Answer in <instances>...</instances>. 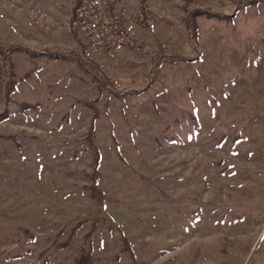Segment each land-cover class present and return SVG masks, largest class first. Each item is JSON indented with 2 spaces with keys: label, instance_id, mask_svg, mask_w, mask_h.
Wrapping results in <instances>:
<instances>
[{
  "label": "rangeland",
  "instance_id": "obj_1",
  "mask_svg": "<svg viewBox=\"0 0 264 264\" xmlns=\"http://www.w3.org/2000/svg\"><path fill=\"white\" fill-rule=\"evenodd\" d=\"M238 1L148 0L109 55L79 0H0V264H264V0Z\"/></svg>",
  "mask_w": 264,
  "mask_h": 264
},
{
  "label": "built area",
  "instance_id": "obj_2",
  "mask_svg": "<svg viewBox=\"0 0 264 264\" xmlns=\"http://www.w3.org/2000/svg\"><path fill=\"white\" fill-rule=\"evenodd\" d=\"M148 8V0H139V10L132 21L127 9L118 6L117 0H81L73 24L90 49L113 55L124 47L140 48L133 27L137 23H151Z\"/></svg>",
  "mask_w": 264,
  "mask_h": 264
},
{
  "label": "trees",
  "instance_id": "obj_3",
  "mask_svg": "<svg viewBox=\"0 0 264 264\" xmlns=\"http://www.w3.org/2000/svg\"><path fill=\"white\" fill-rule=\"evenodd\" d=\"M259 0H239L238 1V9L240 8H244V7H247L248 5H251V4H254V3H257ZM79 2H81V0H79ZM80 4V3H79ZM77 9V7H76ZM207 11V9H204V8H200V7H196V8H192L190 9V14H189V25H190V29L192 30V34H193V38L195 39V30H194V22H195V19L197 17L198 14H201L203 12ZM208 11L210 13H217V12H214L212 11L211 9ZM75 13H76V10H75ZM75 13L72 17V22L74 21V17H75ZM23 47L20 46V45H12V50L13 49H22ZM7 49V47L3 44V42L0 40V50H2V52H4L5 50ZM47 48H45L44 50H46ZM61 49V48H60ZM31 51V53L33 54H40V53H47L46 51H39V50H35V49H31L29 50ZM57 52L54 53L55 56H60L62 55L63 53H65V50H56ZM197 51V49H196ZM10 53L11 51H8L7 55H6V65L9 66V67H12L13 66V62L11 61V58H10ZM176 57H182V56H174V55H162L161 58L159 59V61H162L166 58H176ZM198 58V52H196V54L194 56H190V57H187V59L189 60H194ZM88 62L93 65V66H97L94 62H91L88 60ZM4 68V67H3ZM7 69V67L5 68ZM105 79L107 81V83L114 89H118L119 90V85L118 83L114 82L111 78H109L108 76L105 75ZM6 79H5V84H6V90H5V101H4V108L0 111V119H2L5 115V107H6V104H7V100H8V97L10 95V92H11V89H12V85L9 84L7 85L6 83ZM130 91V90H129ZM138 91V90H136ZM126 91H122V93H124ZM90 145H91V148H92V151H93V157H94V163H93V167H92V171H93V174H92V177H93V184L91 186V190H92V193L94 192L93 195H95L96 197H98V201H100L101 203H103V198H102V191H101V187H100V181H99V174H98V170L100 168V163H101V152L99 150V147L94 143V141L91 139L90 141ZM127 248H131V245L128 244V247ZM132 249V248H131ZM77 264H92V259L90 258V255H81L78 259H77Z\"/></svg>",
  "mask_w": 264,
  "mask_h": 264
}]
</instances>
